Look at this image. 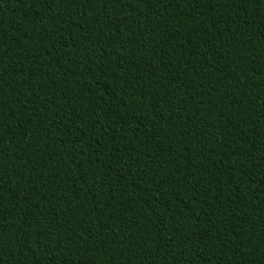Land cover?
Wrapping results in <instances>:
<instances>
[{
	"label": "trees",
	"instance_id": "16d2710c",
	"mask_svg": "<svg viewBox=\"0 0 264 264\" xmlns=\"http://www.w3.org/2000/svg\"><path fill=\"white\" fill-rule=\"evenodd\" d=\"M0 264H264V0H0Z\"/></svg>",
	"mask_w": 264,
	"mask_h": 264
}]
</instances>
